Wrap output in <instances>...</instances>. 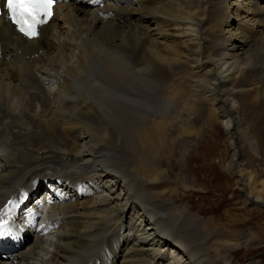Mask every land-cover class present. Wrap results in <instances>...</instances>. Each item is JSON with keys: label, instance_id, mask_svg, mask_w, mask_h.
Returning <instances> with one entry per match:
<instances>
[{"label": "bare ground", "instance_id": "1", "mask_svg": "<svg viewBox=\"0 0 264 264\" xmlns=\"http://www.w3.org/2000/svg\"><path fill=\"white\" fill-rule=\"evenodd\" d=\"M89 3L36 39L0 19V264H233L210 244L238 220L175 200L221 126L240 207L264 209V0Z\"/></svg>", "mask_w": 264, "mask_h": 264}, {"label": "rangeland", "instance_id": "2", "mask_svg": "<svg viewBox=\"0 0 264 264\" xmlns=\"http://www.w3.org/2000/svg\"><path fill=\"white\" fill-rule=\"evenodd\" d=\"M202 139L204 150L194 154L187 171L178 177V182L182 186L190 185L192 191L187 197L176 199V206L208 222L220 219L226 225L238 220L235 228L226 227L227 238L223 239L226 242L220 243V249L215 247V242L210 244L212 251L218 250L217 257L223 263L264 264V209L240 207L242 198L237 190L233 191L232 178L219 165V158L230 159V144L222 127L218 126L214 135L206 134Z\"/></svg>", "mask_w": 264, "mask_h": 264}, {"label": "snow or ice", "instance_id": "3", "mask_svg": "<svg viewBox=\"0 0 264 264\" xmlns=\"http://www.w3.org/2000/svg\"><path fill=\"white\" fill-rule=\"evenodd\" d=\"M55 3L56 0H4L3 7L18 31L31 38L38 35L39 26L52 18ZM3 228L0 221V236L5 234Z\"/></svg>", "mask_w": 264, "mask_h": 264}]
</instances>
